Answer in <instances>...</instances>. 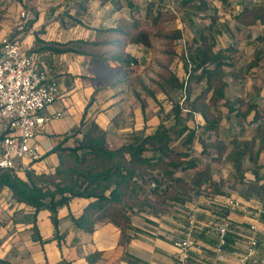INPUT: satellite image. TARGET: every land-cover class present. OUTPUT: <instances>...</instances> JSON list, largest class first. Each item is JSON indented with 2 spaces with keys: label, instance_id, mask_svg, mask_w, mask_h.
<instances>
[{
  "label": "trees",
  "instance_id": "trees-1",
  "mask_svg": "<svg viewBox=\"0 0 264 264\" xmlns=\"http://www.w3.org/2000/svg\"><path fill=\"white\" fill-rule=\"evenodd\" d=\"M88 1L81 0L77 15L72 16L76 23H82L77 16L85 15ZM162 1L164 5H161ZM216 1L226 4L230 0H184L181 7L199 16L210 12L211 4ZM241 1L242 9L232 15L239 25L249 27L264 23V6L257 1ZM119 2L116 1L117 4ZM127 3L130 16L116 20L112 27L96 30L94 39L51 42L47 45L54 53H74L89 59L88 68L95 87L89 105H92L96 95L109 88L123 87L127 84L126 80L139 71L140 64L129 52L130 45L152 47L156 38L152 32L175 20V16L167 10L166 0H127ZM217 19L216 15L211 16L209 33L195 37L189 52L182 56L185 81H180L170 70L183 32L175 29L160 38L164 41L163 55L166 58L160 78L185 92L184 105H177L175 110L177 121L183 109L188 110L192 118L196 114L200 121L199 129L193 122L190 133L183 140V149L172 145V138L162 125L134 143L125 142L113 147L107 132L96 123L92 122L85 129L81 124L71 133L63 135L51 150L58 157L52 171L40 174L28 171L22 178L0 168V191L7 189L15 202L29 207L34 215L48 210L56 232L60 209L68 207L76 198L89 200L81 214L72 217L76 227L92 232L98 222L110 220L125 231L137 209L160 210L169 201L186 202L192 196L205 195L202 187L210 189L213 186L214 164L232 162L238 171L243 161L256 164L264 147V141H261L259 150L255 151L257 138L264 140L263 122L257 124L250 140L228 143L220 133L224 111L246 119L252 106L242 98L231 97L229 93L227 70L234 67L239 59L234 58L237 50L233 46L217 49L215 34H210L216 30ZM120 76L125 78L114 83ZM193 83L199 85V92L194 98L191 97ZM261 119V114L255 111L253 121ZM211 135L214 138L207 141ZM70 140L72 143L68 144ZM196 142L201 144L202 154L210 158L204 166H200L193 157ZM190 172L192 175L188 176ZM253 172L254 180L245 182V194H254L264 201V175H260L257 169ZM151 183L154 187L148 194L137 193L136 189L142 184ZM4 226L5 223L0 220V244ZM0 264H6V261L0 258Z\"/></svg>",
  "mask_w": 264,
  "mask_h": 264
},
{
  "label": "crops",
  "instance_id": "crops-1",
  "mask_svg": "<svg viewBox=\"0 0 264 264\" xmlns=\"http://www.w3.org/2000/svg\"><path fill=\"white\" fill-rule=\"evenodd\" d=\"M116 1L89 0L85 15L77 16L82 21L80 24L76 23L72 16L77 15L81 0H0V8H6L10 13L20 14L29 8L33 10L26 17H30V21L17 27L13 37L22 44L26 52L35 54L38 66L48 70L58 82L57 99L46 108L45 114L61 113L62 116L36 131L35 141L43 153L42 160L34 164L31 170L37 174L47 173L56 167L58 157L52 154L51 150L63 135L71 133L81 124H84L85 129L86 121L97 118L93 110L94 104L89 105L95 90L88 68L89 59L74 53H54L47 45L51 42L67 43L77 39H94L96 30L112 27L114 22L122 17L128 18L130 9L127 0H120L118 4ZM231 1L226 4L213 2L210 12L218 16V9L213 5H231ZM238 1L236 11H240L243 5L241 0ZM260 6H264V3ZM11 21L9 25L13 29L15 23ZM233 21L239 29L243 27L255 30L254 62L250 65L249 73L256 72V77L247 91V87H243L247 77L245 73L234 74L232 71L241 66V47L237 44L228 45L236 48L239 59L236 65L230 68L231 80L236 86L231 88L229 83V93L231 97L242 98L252 106L251 114L246 119L236 114L227 117L223 114L220 133L227 138L228 143L252 139L257 124L264 123V79L258 72L264 71V54L260 53L256 38L262 35L257 30L263 29L260 27L261 23L245 27L234 19ZM225 47L223 45L217 49ZM255 111L263 117L258 122L253 121ZM99 121L100 118H97L96 123L101 125ZM107 134L109 138V133ZM213 138L214 135H211L207 141ZM119 141L116 145L111 141L110 143L117 147L124 143L122 139ZM261 141L264 140L257 138L255 151L259 150ZM71 143L72 140L68 142ZM195 145H200L199 154L204 158L203 162L197 163L204 166L210 162V158L202 154L200 143L196 142L194 147ZM193 157H198L194 151ZM258 157L256 164L243 161L241 172L232 162L214 164L213 186L210 189L202 187L205 195L192 196L186 202L169 201L167 206L160 210L137 209L125 231L110 220L98 222L92 232L76 227L72 217L79 216L89 202L84 198H76L68 207L60 209L56 232L48 210L34 215L29 207L15 202L7 189L1 190L0 220L5 226L1 230L0 258L4 259L6 264H177L178 250L173 244V239L186 234L191 214L196 216L197 247L190 253L189 264H240V258L246 252L252 224L258 229L257 255L264 258V201L254 194H245V182L254 180V170H245L244 167L248 163L264 166V147ZM179 174L182 175L181 172ZM18 175L25 178L26 173L21 172ZM191 175L192 172L188 174ZM153 187V183L142 184L136 191L138 194H148ZM230 197L239 198L246 206L239 209L229 208L227 200ZM225 218L231 220V227L225 238V245L219 252L217 227Z\"/></svg>",
  "mask_w": 264,
  "mask_h": 264
},
{
  "label": "rangeland",
  "instance_id": "rangeland-1",
  "mask_svg": "<svg viewBox=\"0 0 264 264\" xmlns=\"http://www.w3.org/2000/svg\"><path fill=\"white\" fill-rule=\"evenodd\" d=\"M252 1H257L259 5H263L264 3V0ZM33 3L35 5L36 1ZM160 3L162 5L163 1ZM230 4L231 5H213L214 8L218 9L219 15H216L218 18L216 27H214L216 30L210 32V34H215L217 47L223 45L227 47L232 44L240 45L242 53L241 66L232 71L234 74L245 73L247 77L243 87L246 86L248 91L256 77V72L252 71L251 74L249 73L250 65L254 62L253 50L255 42L253 40V34L255 30H253V28L243 27L239 29V26H236V23L232 19V15L237 12L239 1L232 0ZM32 11L33 10L29 8L22 12H25L27 15ZM182 11L183 29L181 31L183 32V38L176 46L177 57L172 62L170 70L180 81H185L186 73L181 58L186 52H189V47L195 37H199L203 33H209L208 27L212 22L211 16L214 14L213 12H208L195 16L192 15L188 9H182ZM29 19L30 17L26 19L21 18L20 14L17 12L10 13L6 8H0V43L3 38L17 40L13 37V35L15 36V32H17L16 28L26 25L30 21ZM11 20L15 23L13 27L14 31L9 25L12 23ZM163 27V29L152 32V35L156 37L154 38L152 47L145 48L142 45L135 44L129 46V52L138 59L140 68L136 74L131 75L126 80L127 84L118 89L109 88L95 96L93 110L97 118H100L99 123L101 125L96 123L97 118L86 121L87 125H90L92 122L96 123L102 130L109 133V139L113 145L119 143V139H122L124 143H134L143 136L151 134L157 127L162 125L172 138V145L181 149L184 148L182 145L183 140L188 136V133H190V127H192L193 122H195L194 118H192L189 113L183 111L177 121L175 110L177 105H184L183 100L185 92L182 89L173 88L160 78L162 74V65L166 64V58L163 55L164 41L160 39L161 35L179 28L175 20L166 22ZM260 27H262L263 30L257 31H260L262 35L259 34L260 36L256 38L259 42L260 53L264 54V23H261ZM251 37L252 40H250ZM234 58H238V55L236 54ZM262 58V62L264 63V57ZM227 72L228 81L231 88H233L236 85H234L233 80H231L232 72L230 69H228ZM258 72L259 76L264 79V71L260 70ZM124 78L120 76L113 82L122 81ZM198 92L199 85L193 83L191 97L194 98ZM224 115L227 117L228 114L224 112ZM87 125L85 126L88 127ZM0 137L2 136L0 135ZM199 147L200 145H195L193 149V151L198 154V157L195 159L197 162H203L204 158L199 154ZM263 167L264 166L261 164L257 166L248 163L245 165L244 169L250 168L254 171L259 169L260 175H264ZM244 205L245 204L242 202L241 207L246 206Z\"/></svg>",
  "mask_w": 264,
  "mask_h": 264
},
{
  "label": "built area",
  "instance_id": "built-area-1",
  "mask_svg": "<svg viewBox=\"0 0 264 264\" xmlns=\"http://www.w3.org/2000/svg\"><path fill=\"white\" fill-rule=\"evenodd\" d=\"M184 0H166L167 10L175 16V22L183 29ZM20 17L26 19L25 12ZM58 82L48 70L41 69L35 54L26 52L20 42L3 38L0 43V168L16 174L26 173L43 158L40 146L35 141L36 131L47 123L59 119L62 114L46 115L45 110L57 99ZM185 112L188 110L183 109ZM197 129L200 121L194 114ZM227 206L239 209L242 201L230 197ZM231 220L226 218L218 227L221 252L225 238L230 230ZM196 216L191 214L189 228L184 236L174 237L173 244L178 250V263L189 264L190 253L197 247L195 237ZM259 243L257 226H250L246 252L240 258V264H264V258L257 255Z\"/></svg>",
  "mask_w": 264,
  "mask_h": 264
}]
</instances>
